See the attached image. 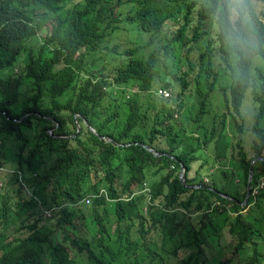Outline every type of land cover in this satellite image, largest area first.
<instances>
[{"label":"trees","instance_id":"obj_1","mask_svg":"<svg viewBox=\"0 0 264 264\" xmlns=\"http://www.w3.org/2000/svg\"><path fill=\"white\" fill-rule=\"evenodd\" d=\"M229 1L215 0L212 6L205 0H0V69L12 68L0 76V165H16L6 174V186L0 187V264H207L209 253L217 252L207 239L219 233L213 218L219 221L230 211L236 216L224 219L234 250L217 264H264V191L250 196L247 204L253 205L247 213L241 205L252 160L264 156V116L258 115L261 125H255L261 143L249 152L238 143V153L233 145L230 154L238 162L228 170L234 171L236 184L227 182L229 171L224 168L220 185L216 173L205 181L200 175L204 164L197 176H190L200 159L198 150L221 137L217 135L228 115L238 130L245 125L247 87L264 102V70L257 67L259 81L251 83L252 60L240 48L237 33L216 37L207 28L219 2ZM240 8L248 13V29L257 38L252 47L264 59V0H243ZM46 21H51L50 33L33 44ZM127 23L142 30L140 35L149 34L148 45L156 41L147 58L135 55L137 48L122 51L110 45ZM203 38L210 45L200 51V65L189 60L182 70L176 56ZM104 56L110 58L112 77H97ZM162 56L164 65H171L166 72L160 71ZM234 56L242 76L234 78L230 92V84L222 86L230 98L225 100L227 111L219 115L212 101L221 78L216 60ZM130 81L138 90L129 97L103 89ZM159 84L172 89L171 97L153 94ZM182 96H194L193 104ZM77 113L81 129L70 137L77 132ZM207 114L219 120L197 126ZM184 116L189 118L186 124ZM144 144L172 157L155 155ZM228 156L215 152L222 163ZM253 170L255 186L264 160L255 162ZM45 181L52 194L59 190L62 197L47 196ZM145 183L149 198L147 192L136 194ZM194 184L200 186H190ZM89 196H94L93 239L74 222L75 203ZM55 206L56 213L47 217L46 211ZM60 230L62 240L56 237ZM145 247L150 250L142 252Z\"/></svg>","mask_w":264,"mask_h":264},{"label":"rangeland","instance_id":"obj_2","mask_svg":"<svg viewBox=\"0 0 264 264\" xmlns=\"http://www.w3.org/2000/svg\"><path fill=\"white\" fill-rule=\"evenodd\" d=\"M50 23H51V21L45 22V26L39 32V35L37 36V38L32 39L33 44H36L38 41H41V37H44L45 35L50 33V30H51V24ZM229 24H230L231 28L234 30V32H237V30H240V31L242 30V26L240 23H237L235 28H233V25H232L230 20H229ZM124 26L126 28L123 29L122 31L116 33V37L114 38L113 41L110 42L111 46L115 47V44H117L120 50L126 51L127 49H130L131 47L135 46V41L138 37H147V38L149 37V34H147V33L140 35L137 30L129 28L127 24H124ZM256 41H257L256 35L252 33V45L254 43H256ZM144 42L148 43V40L145 39ZM201 43L203 45H205L207 43V39L203 38ZM155 47H156V41L153 42L152 45H149L147 47L146 51H144L145 48H143L142 50H139L142 52H139V51L138 52L140 53V55H143L145 58H147L149 52H151L152 49ZM198 47L201 49L207 48L206 46H202V45H198ZM243 47L245 49L246 55L252 59V69H251L252 76H251V78L253 79V81L258 80L259 77H255L256 72H257V67H259L261 70H264V59L261 56H259L255 52V50L252 49L251 47H248L246 45H243ZM200 55H201V53L198 51V49L192 50V51L184 52V53L177 55L176 60H177V63L181 62V64L184 65V68H186V67H188L187 65H188L189 60H191V61L197 60L198 65H200V63H201ZM24 56H25V54L22 55L21 57H24ZM211 56H212V54H211ZM209 57L210 56L207 55L206 58H209ZM104 61H105V64L101 65L99 67V69L102 70L101 73H103L105 76L112 77V69L111 70H105L104 69V66L109 64L110 58L108 56H104ZM161 61L162 62H161L160 71L166 72V71L171 69L170 66L166 67L164 65L163 62H165L166 60L163 56L161 57ZM224 64H225V62H224ZM19 69H20V66H18L15 69V71H19ZM10 70H12V68L5 69V70L0 69V76L5 75L7 73V71L9 72ZM197 71H198V68L195 70V74L198 73ZM226 72H227V76L221 77L220 81L217 83V86H220V85L225 86V85L231 84L233 81L232 80L233 76L238 74V71H236V70L234 71L232 68H227ZM251 89L244 91L245 97L243 100L242 111L244 112L243 114L247 119L245 121L246 126L242 127L241 130H238L235 127L234 123L231 122V119H229L227 121V124L220 129V132L217 135V137L218 136H221V137L219 139L215 140L214 142H212L210 144V146H207V147L203 146L202 148H200L198 150L197 156H199L200 159L196 160L193 163V168L190 172V176H192V177L197 176V172L195 170L196 166L198 167L199 165H201L203 161H204L203 164H205V163L207 164L206 161H210L212 165H215V169H216L215 170L216 172L214 171L216 173V175H214L215 182H216V184L220 185L221 179L219 177L222 176L221 171L223 170V167L221 164L220 165L215 164V163H219V160L216 162L215 152L218 153V151H221V152L225 151L226 154H230V153H232V150L230 148H233V145H234L233 150L238 153L240 151V148L238 147V143L240 145H243L244 148L249 152L251 150L249 147L252 145H255V143L252 141V139H254L255 141L258 142V135L255 132L256 130H253L252 127L254 124L255 125H257V124L261 125L262 124L264 126V117H263L261 124H260V119L258 117L259 111L257 110V107H259V104H258V102H256L254 100L253 94H252L253 90H251ZM262 95L264 96V94H262ZM226 97L230 98V94L228 92L226 93L224 90H220L218 87L214 91V93H212V99H214L213 100L214 105H216V104L221 105V108L223 110H225ZM218 109H220V108H218ZM222 111H220V113H223ZM184 118H185L184 124L188 123L189 118L185 117V116H184ZM256 119H257V122H256ZM199 124L207 125L206 120H201V123H199ZM186 133H187V131L183 132L182 135H184ZM190 140H192V138H190ZM15 167L16 166L14 163L5 165V168L0 170V176L1 177L5 176L6 171H8L9 169H14ZM232 168L233 167L231 166L229 168L226 167L225 169L228 170V169H232ZM199 169H200V167H199ZM228 171H229V178L227 179V182L229 184H233V185L236 184L235 181L233 182L234 172H232V171L230 172V170H228ZM200 172L201 173L206 172V167L201 168ZM209 175H207L208 178H210ZM135 188H137V186ZM14 195H15V193H14ZM21 196H26V195L24 194V192H22ZM91 205H92L91 200H86L85 202H82L79 206V210L77 211V217L74 220V222L76 223V225L80 229V232L86 238H89V239H93L94 236L97 234L96 233L97 231H96V229L92 223V219L90 218ZM51 211H52V213H54L53 210H51ZM56 211H57V208L55 209V213H56ZM246 212L247 211H245V213ZM225 215H230V214H229V212L227 214H224V216L220 217L219 221H217L216 218H213V222L215 223V225H217L219 233L215 234V235L210 234L207 239L212 244V246L217 250V252L213 256L211 255V253H209V255L211 256V259L209 260V263H207V264H217V261L219 259L223 258L225 255H227V256L231 255V252L234 250V239L232 238L231 234L227 230L228 228L225 224L226 220L224 219ZM190 216L196 217V215H190ZM258 216H259V214H257V217ZM196 222L197 221L195 220L194 223H196ZM228 222H230V216H229V221H227V223ZM115 228H116V226L113 227V229H115ZM184 235H186V230L184 231ZM56 237H57V239L62 240L63 233L61 230L56 232ZM206 250L208 252H210V250L208 248ZM72 254L74 255L73 251H72Z\"/></svg>","mask_w":264,"mask_h":264},{"label":"clouds","instance_id":"obj_3","mask_svg":"<svg viewBox=\"0 0 264 264\" xmlns=\"http://www.w3.org/2000/svg\"><path fill=\"white\" fill-rule=\"evenodd\" d=\"M215 2V0H205V3L206 4H208V5H211L212 4V6H213V3ZM243 3V0H230L229 2H225V3H222V2H219V7L218 8H216V9H214V19L213 20H211V21H208L207 23H208V27L207 28H211L213 31H212V33L216 36V37H219V36H222V35H229V37H232L233 35H235L236 33H237V39L239 40V42H240V48L244 51V53L246 54V52H245V49H244V47H243V45H246V46H248V47H251L252 49H253V47L251 46L252 45V33H251V31L248 29V25H247V23H248V21H247V19H250V17H249V15H248V13H242L241 12V4ZM229 20L231 21V23H232V25H233V28H235V26H236V24L237 23H240L241 24V26H242V30L240 31V30H237V32H234V30L231 28V26H230V24H229ZM127 25H128V27L129 28H132V29H135V30H137L138 31V33L140 34L141 32H143L142 30H138L134 25H132V24H129V23H127ZM150 40V39H148L147 37H138L137 39H136V41H135V46L134 47H131L130 49H127V50H130V51H133V49H136V50H134V51H136V54L135 55H140V53L139 52H142V51H139V50H142L143 48H145V50L144 51H146V49H147V47L149 46L148 45V43H145L144 42V40ZM211 41L212 40H215V38H212V39H210ZM206 44H209L210 45V42H208L207 41V43ZM198 45H202V46H206V45H203L201 42H199V43H197V44H195L194 46H190L188 49L186 48L185 50H184V52H189V51H192V50H197L199 47H198ZM207 47V46H206ZM208 50V48H206V49H201V48H199L198 49V51L200 52V51H207ZM133 51V52H134ZM139 51V52H138ZM102 52H99V53H97V58L99 57V55L101 54ZM150 53V52H149ZM260 56V55H259ZM215 57H216V54H215ZM214 57V58H215ZM252 60V59H251ZM224 62H225V64H224ZM99 63H100V66L101 65H104L105 63H101L100 61H99ZM216 64L217 65H219V64H221V66H220V71H221V77H225V76H227V72H226V70H227V68H232L234 71L236 70V71H238V74L237 75H234L233 76V81H232V83H235V81L236 80H234V78L235 77H240V76H242V68L239 66V58H237V56H234V57H232V58H230V59H228V61H221L220 59H217L216 60ZM169 66L171 67V65L169 64ZM182 66V70H186L187 69V67L186 68H184V65H181ZM108 67V68H107ZM198 68V73H199V70H200V67L198 66L197 67ZM196 68V69H197ZM16 69V68H15ZM104 69L105 70H111L112 69V67H111V64L109 63L108 65H105L104 66ZM218 72H219V69L217 68L216 69ZM102 71V70H101ZM197 73V74H198ZM250 74H251V69H250ZM112 76H113V70H112ZM251 76H252V74H251ZM97 77H104V78H106V77H108V76H105L103 73H98V76ZM94 82H96V78L93 80ZM252 81H253V79L251 78V83H252ZM232 83L228 86V90H229V92H230V89H229V87L232 85ZM133 86V87H132ZM223 85H220V86H216V89H217V87L220 89V90H223V87H222ZM225 86H227V85H225ZM240 86H241V88L243 89V85L241 84V81H240ZM252 88V86H249V87H247V89L246 90H249V89H251ZM103 89L105 90V91H107V92H110L111 91V89H113L114 90V92H115V94H116V96H119L121 93H123L124 95L126 94L127 95V97H129L130 95H131V93H134V92H136L138 89H137V87L133 84V81H130L129 83H127V84H124V85H117V84H115V83H113L111 86H109V85H105L104 87H103ZM136 89V90H135ZM215 89V90H216ZM123 90H125V92H122ZM167 91L168 92V95H165L164 93H161L160 91ZM252 90V89H251ZM254 91H252V94H253V98H254V100L256 101V102H258V104H259V107H257V110L259 111V114L258 115H262V116H264V108H263V110L261 109V105H263L264 106V102L262 101V100H258V99H256L255 98V95H254V93H253ZM171 93H172V89L171 88H169V87H166V86H163L162 84H159V85H156L155 86V88H154V90H153V94L156 96V97H158V98H163V99H167V98H169V97H171ZM214 93V92H213ZM244 97H245V94H244V96H243V100H244ZM182 98L186 101V102H188V104H193V101H194V96H191V98H190V100H188V97H186V96H182ZM214 99H212V101H213ZM263 100H264V98H263ZM181 102V99L179 98V103ZM223 102V101H222ZM214 103V102H213ZM243 106V105H242ZM220 108V109H218V108ZM213 109H214V112H217L219 115H221L222 113H220V111H222L223 109L221 108V105H213ZM225 111H227V107H226V105H225V110H223L222 112H225ZM242 113H244L243 111H242ZM216 115V114H215ZM176 116H178V114H176ZM243 116H244V114H243ZM82 116H81V114L80 113H77V114H75V118H76V124L77 123H79L78 122V120H77V118H81ZM245 117V116H244ZM213 118V119H212ZM246 118V117H245ZM52 119H54V118H52ZM229 119H231V117L228 115V120ZM191 120V119H190ZM201 120H206V124H207V126L209 127V124H211L212 122H214V121H217V120H219V117H217V116H214L213 114H207V115H205L204 117H202V119ZM262 120V119H261ZM232 122V121H231ZM256 122H257V119H256ZM255 122V123H256ZM87 123H89V121H85V124H86V126L91 130V128L87 125ZM194 123H196V122H194ZM59 124L57 123L55 126H54V128L53 129H50V132L51 133H53V130L58 126ZM89 125L92 127V128H94L90 123H89ZM198 125H202L203 126V124H197V126ZM77 126V131L79 130V132H80V129H81V125H80V123H79V128H78V125H76ZM244 126H246V124L244 125ZM243 126V127H244ZM263 126V125H262ZM264 127V126H263ZM95 129V128H94ZM252 129L253 130H257V128H255V124L253 125V127H252ZM92 131V130H91ZM78 132V133H79ZM92 132H94V131H92ZM256 132V131H255ZM77 133V132H76ZM77 133V134H78ZM94 133H97V131H96V129H95V132ZM76 134V135H77ZM256 134H257V132H256ZM75 134L74 135H71L70 137H72V136H76ZM197 135V134H196ZM258 135V134H257ZM102 138H104L105 140H107V141H109V138L107 137V136H103ZM113 139V138H112ZM215 140H217V139H213L209 144H208V146H210V144L212 143V142H214ZM252 141L254 142V143H261V141H260V137L258 136V142L257 141H255L254 139H252ZM111 142V141H110ZM116 142V141H115ZM113 143V142H112ZM119 145H116V146H120V145H122L121 143H119V142H117ZM114 144V143H113ZM115 145V144H114ZM125 145H130V143H126ZM145 145V144H144ZM148 145V144H147ZM256 145V144H255ZM146 148V147H145ZM152 148V147H151ZM154 149V148H153ZM231 150L233 149V148H230ZM149 150V149H148ZM155 150V149H154ZM150 151V150H149ZM156 152H158L157 150H155ZM152 152V151H151ZM160 152V151H159ZM162 153H164V152H162ZM155 154V153H154ZM156 155V154H155ZM163 155V154H162ZM167 155V154H166ZM229 156H228V158L226 159V162L225 163H222V162H220L219 161V163H215V164H221L222 165V167L225 169L226 167L227 168H229V167H233V165L234 164H236L237 162H238V159L237 160H235L234 159V157H233V154H228ZM168 156H171L172 157V155H168ZM255 160V161H254ZM259 160H264V156L262 155V156H256V157H254V159L252 160V163H251V165L253 164L254 165V163L255 162H257V161H259ZM217 161V160H216ZM207 162V164L205 163L204 164V167H206V172H204V173H201L200 175H201V177H203L204 178V180L205 181H209L210 180V178H208L207 177V175H209V176H211V175H213L216 171V169H215V165H212L211 164V162L210 161H206ZM11 163H13V162H8L7 164H1L0 165V170L1 169H3V168H5V165H8V164H11ZM204 163V161L202 162V164ZM201 164V165H202ZM183 165V164H182ZM201 165H199L198 167L196 166V172H197V169L200 167L201 168ZM16 166V165H15ZM182 167V166H181ZM251 167V166H250ZM185 168V167H184ZM14 169H16V167L14 168ZM14 169H9L8 171H13ZM233 169V168H232ZM227 170V169H226ZM3 171V170H2ZM8 171H6V173L5 174H7V172ZM215 171V172H214ZM250 171V170H249ZM213 172V173H212ZM234 172V171H233ZM180 173V172H179ZM259 173H260V175H259V179H258V182H257V184L255 185V186H253V178H252V187H251V194H250V196H257L258 194H260L261 192H263L264 191V184H263V181H264V170H262V171H259ZM184 175H185V173H184ZM253 177H254V170H253ZM21 178V180H22V177H20ZM183 178H184V176H183ZM236 181H238V178L236 179ZM248 181H249V178H248ZM184 182H185V178H184ZM183 182V183H184ZM6 184H7V182H6V175L5 176H3V177H1L0 176V187L1 188H4L5 186H6ZM24 185H25V187H26V182L24 181ZM44 186H45V189H46V191L48 192L46 195L48 196V194H50V196L51 197H53V196H55V195H57V196H59V197H62V195H61V192L58 190L55 194H52L51 193V188H50V186H49V183L48 182H46L45 181V184H44ZM190 186H195V187H199L200 185H198V184H194V185H190ZM138 188V187H137ZM136 189V188H135ZM247 190H248V184H247V189H246V196H247ZM147 192V196H148V198L150 197V188L148 187V185L145 183V185H144V188L143 189H136V194H142V193H146ZM135 194V193H134ZM133 194V195H134ZM222 195L224 196V197H226V196H229L228 194H223L222 193ZM246 196H245V198H244V200H243V202L241 203V205L243 206V207H245V209H243L242 211H243V213H245V210L246 209H248L247 210V212L250 210V208L252 207V205H253V203L251 204V205H248L247 203H248V201H249V199H248V201L246 202V203H244V201H245V199H246ZM250 196H249V198H250ZM226 198H229V199H234L233 197H231V196H229V197H226ZM93 199H94V196H89L87 199H81V200H79L78 202H76L75 203V205L78 207L77 208V210H79V206H80V204L82 203V202H85L86 200H91V202L93 203ZM147 202V201H146ZM148 203V202H147ZM248 205V206H247ZM144 207V209L145 210H147V206L146 205H144L143 206ZM55 209H56V207H54ZM54 208H52V209H50V210H48V211H46L47 213H45L46 214V216L47 217H52L54 214H55V209ZM54 209V210H53ZM91 209H92V205H91ZM51 210H53L54 211V213H52V211ZM246 212V213H247ZM230 213V215H232L233 217L234 216H236V213L235 212H233V211H230L229 212ZM254 214H255V212H254ZM258 214V213H257ZM257 214H256V216H257ZM197 215V214H196ZM258 217H261V215L259 214V216ZM195 218V217H194ZM114 226H117L115 223L113 224V227ZM117 228V227H116ZM116 228L115 229H113V228H111L112 229V231L114 232L115 230H116ZM228 228V227H227ZM228 230V229H227ZM148 240H149V242H152V240L148 237ZM151 247L153 248L154 246L151 244ZM150 249H148V248H143V251L142 252H147V251H149ZM181 256H182V253H181ZM156 258H160V256H156Z\"/></svg>","mask_w":264,"mask_h":264},{"label":"water","instance_id":"obj_4","mask_svg":"<svg viewBox=\"0 0 264 264\" xmlns=\"http://www.w3.org/2000/svg\"><path fill=\"white\" fill-rule=\"evenodd\" d=\"M78 125V128L80 127L79 126V123H77ZM87 125L91 128L92 131L95 132V129L92 128L89 123H87ZM79 132V130L77 131V133ZM76 133V134H77ZM75 134V135H76ZM109 141L113 142L115 145H119L117 142H115L112 138H109ZM147 149H149L150 151H152L153 153H155L156 155H162V154H167V155H171L170 153H162V152H156L153 148H151L149 145L145 144L144 145ZM255 161V160H254ZM184 173H185V168L184 166L182 165L181 169H180V179L182 180V182H184ZM252 178H253V164L251 165L250 167V171H249V181H248V190H247V196H246V199L244 201V203H246L249 199V196L251 194V187H252ZM226 197H229V196H226Z\"/></svg>","mask_w":264,"mask_h":264},{"label":"built area","instance_id":"obj_5","mask_svg":"<svg viewBox=\"0 0 264 264\" xmlns=\"http://www.w3.org/2000/svg\"><path fill=\"white\" fill-rule=\"evenodd\" d=\"M161 93H164L165 95H168V92L167 91H160ZM263 184H264V181H263Z\"/></svg>","mask_w":264,"mask_h":264},{"label":"crops","instance_id":"obj_6","mask_svg":"<svg viewBox=\"0 0 264 264\" xmlns=\"http://www.w3.org/2000/svg\"><path fill=\"white\" fill-rule=\"evenodd\" d=\"M238 181H239V178H238ZM248 209H246L245 211H247Z\"/></svg>","mask_w":264,"mask_h":264}]
</instances>
